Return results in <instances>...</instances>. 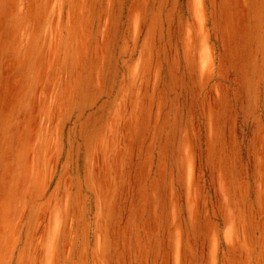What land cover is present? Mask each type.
Returning <instances> with one entry per match:
<instances>
[{
    "label": "rangeland",
    "instance_id": "1",
    "mask_svg": "<svg viewBox=\"0 0 264 264\" xmlns=\"http://www.w3.org/2000/svg\"><path fill=\"white\" fill-rule=\"evenodd\" d=\"M0 264H264V0H0Z\"/></svg>",
    "mask_w": 264,
    "mask_h": 264
}]
</instances>
